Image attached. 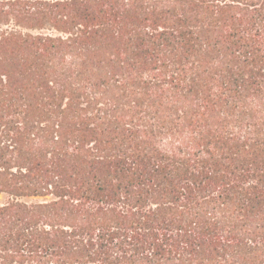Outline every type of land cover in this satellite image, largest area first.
Here are the masks:
<instances>
[{
    "label": "trees",
    "instance_id": "trees-1",
    "mask_svg": "<svg viewBox=\"0 0 264 264\" xmlns=\"http://www.w3.org/2000/svg\"><path fill=\"white\" fill-rule=\"evenodd\" d=\"M0 264H264V0H0Z\"/></svg>",
    "mask_w": 264,
    "mask_h": 264
},
{
    "label": "rangeland",
    "instance_id": "rangeland-1",
    "mask_svg": "<svg viewBox=\"0 0 264 264\" xmlns=\"http://www.w3.org/2000/svg\"><path fill=\"white\" fill-rule=\"evenodd\" d=\"M4 200L3 195H0V202H2Z\"/></svg>",
    "mask_w": 264,
    "mask_h": 264
}]
</instances>
